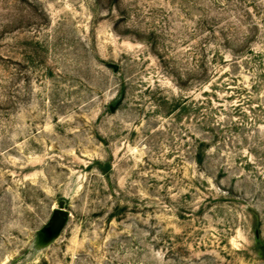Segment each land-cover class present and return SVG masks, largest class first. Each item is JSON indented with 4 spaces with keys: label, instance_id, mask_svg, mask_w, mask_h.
<instances>
[{
    "label": "rangeland",
    "instance_id": "obj_1",
    "mask_svg": "<svg viewBox=\"0 0 264 264\" xmlns=\"http://www.w3.org/2000/svg\"><path fill=\"white\" fill-rule=\"evenodd\" d=\"M256 226L264 0H0V264H264Z\"/></svg>",
    "mask_w": 264,
    "mask_h": 264
},
{
    "label": "water",
    "instance_id": "obj_2",
    "mask_svg": "<svg viewBox=\"0 0 264 264\" xmlns=\"http://www.w3.org/2000/svg\"><path fill=\"white\" fill-rule=\"evenodd\" d=\"M69 215V211L65 209L64 201H60L58 207L54 208L50 220L41 230L42 240L48 241L57 236L63 229L65 223L68 220ZM255 238L264 250V246L260 243V234L257 226L255 227Z\"/></svg>",
    "mask_w": 264,
    "mask_h": 264
}]
</instances>
